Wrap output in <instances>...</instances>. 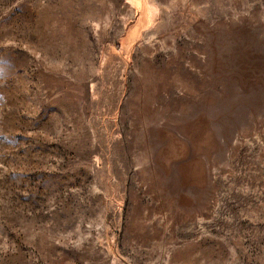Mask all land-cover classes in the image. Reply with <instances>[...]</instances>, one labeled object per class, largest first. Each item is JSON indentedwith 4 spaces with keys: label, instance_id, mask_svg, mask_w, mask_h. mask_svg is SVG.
Wrapping results in <instances>:
<instances>
[{
    "label": "rangeland",
    "instance_id": "obj_1",
    "mask_svg": "<svg viewBox=\"0 0 264 264\" xmlns=\"http://www.w3.org/2000/svg\"><path fill=\"white\" fill-rule=\"evenodd\" d=\"M0 264H264V0H0Z\"/></svg>",
    "mask_w": 264,
    "mask_h": 264
}]
</instances>
